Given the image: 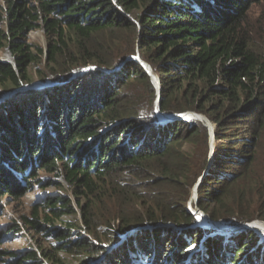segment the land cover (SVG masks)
<instances>
[{"label":"trees","instance_id":"obj_1","mask_svg":"<svg viewBox=\"0 0 264 264\" xmlns=\"http://www.w3.org/2000/svg\"><path fill=\"white\" fill-rule=\"evenodd\" d=\"M263 1H0V49L11 58L0 59L2 91L31 83V67L53 84L0 93V207L41 172L82 196L81 225H56L77 211L64 195L44 196L23 224L54 237V252L28 249L8 264H61L59 251L83 264H264V234H217L188 208L201 177L192 206L216 221L264 222V27L249 18ZM36 29L45 50L28 41ZM159 94L161 113L213 124L212 162L184 148L208 144L206 122L161 120Z\"/></svg>","mask_w":264,"mask_h":264},{"label":"rangeland","instance_id":"obj_2","mask_svg":"<svg viewBox=\"0 0 264 264\" xmlns=\"http://www.w3.org/2000/svg\"><path fill=\"white\" fill-rule=\"evenodd\" d=\"M249 18L253 24L257 25V27L259 28L261 27V29L264 27V1L257 3L252 7L249 14ZM28 41L32 43L35 47L37 46L43 47L44 50L47 46V38L42 29L32 30L28 35ZM0 59L10 61L11 58L9 57V54L6 52L5 49H0ZM30 76L32 82L29 84L27 83L20 88H16L11 91H2V88L4 87H0L2 100L4 98L12 96L17 91L43 88V86H41L40 84L47 83L40 80L36 72V69L34 67H31L30 69ZM216 144L217 142L215 141L213 142V144L211 143V141H209L208 144H205L204 141L201 140L198 146L193 147L191 144H186L184 148L188 153H190L191 156H193L194 161L197 160L202 161L204 156H207L209 162H212L213 159H211L212 157L211 154L213 148L215 149ZM200 181H201V177H199L197 182L194 184L192 189V196L190 201L188 202V208L194 213L196 217L195 225L197 227H202L206 230L213 229L214 232L217 234L235 233L238 225L240 224H236V223L231 224L228 221H219V223L217 224L218 227H216L215 225L211 224L212 221L210 222L209 220L210 215L209 216L208 214L206 215L204 211L203 214L201 210L192 206L193 204L192 200L197 201L198 199L197 187ZM54 194L64 195L69 199H71L72 204L74 205L73 207L77 211V213L75 212L70 215L66 214L61 216L59 219L55 220V224L62 225L69 221L75 223L76 225H81V222L79 221V214H78L79 208L77 206V202L82 196L80 195L78 197H75L71 188L60 177H54V175L52 174L41 172L40 183L36 182L34 185H32V188L22 199L12 200L11 197H8V198H4L1 203L0 233L3 232L6 233L7 235H5L2 243L0 244V250L5 251L6 253L4 255L5 258L0 261V264H8L9 261L15 259V257L13 256L14 253H20L28 249H34L40 253L42 250H48V249L54 252V241H55L54 237L47 235L44 230L38 232L37 230L28 228L23 224L24 223L23 217L24 216L30 217L31 210H33L34 208L40 205L39 202L44 196L46 195L49 196ZM199 214H201L200 220L198 219ZM255 221H259V220H255ZM43 223H45L46 225H52L47 222H43ZM13 225H18L20 227V230L18 232L17 231L10 232ZM260 225L264 226L263 221L253 223L252 227L257 229L258 233L264 234V228ZM75 229H77L75 230V234L80 231V229H78V226ZM104 232L105 229L100 230L99 238H101L102 242L106 244V238H105L106 234ZM85 235L88 236L89 234L87 235L86 233ZM90 237L94 238L91 235ZM56 257L58 261L61 262V264H83V262L86 261V258L82 254L68 253L64 251H59ZM42 258L44 259V257Z\"/></svg>","mask_w":264,"mask_h":264},{"label":"water","instance_id":"obj_3","mask_svg":"<svg viewBox=\"0 0 264 264\" xmlns=\"http://www.w3.org/2000/svg\"><path fill=\"white\" fill-rule=\"evenodd\" d=\"M132 58H135V59H137V60H139L141 63H143V65H144V67L146 68V70L151 74V76H152V78H153V80L155 81V83H156V85H157V88H158V91H159V93H160V91H161V86H160V79H159V77L153 72V70H152V68L150 67V65L149 64H147L146 62H144V61H142L139 57H137V56H132ZM94 67H90V68H88V69H93ZM88 69H86V70H88ZM41 86H43V87H45V86H49V85H53L52 83H50V82H47V83H41L40 84ZM159 104H160V94H159V98H158V101H157V111L159 112V116L160 115H163V117H164V119L165 120H173V119H190V118H197V119H200V120H202V121H205L206 122V124L209 126V128H210V133H211V137H210V141H211V143L213 144V142L215 141V134H214V126H213V124L206 118V117H204L203 115H201V114H198V113H196V112H191V111H189V112H185V113H182V114H178V115H175V114H164V113H161L160 112V108H159ZM213 152H214V148H213V150H212V157H211V159H213ZM201 180H202V178H201ZM197 209H199L198 207H196ZM199 210H201V209H199ZM202 211V210H201ZM202 213L204 214V212L202 211ZM206 215H207V213H206ZM208 216H209V214H208ZM209 220L210 221H212L214 224H216V223H219V221L217 222L216 220H214L213 218H211L210 216H209ZM255 222H259V221H255ZM255 222H251V223H244V224H240V225H238V227H237V230L235 231V232H238V231H243V230H247V229H253V230H255L256 232H258V230L257 229H255L254 227H250L249 225H252L253 223H255ZM264 223V222H263ZM196 226V225H195ZM132 231H134V230H132ZM132 231H130V232H132ZM126 237V235H124L123 236V238H125Z\"/></svg>","mask_w":264,"mask_h":264},{"label":"bare ground","instance_id":"obj_4","mask_svg":"<svg viewBox=\"0 0 264 264\" xmlns=\"http://www.w3.org/2000/svg\"><path fill=\"white\" fill-rule=\"evenodd\" d=\"M160 119L163 120V121L165 120L164 117L161 116V115H160ZM210 222H211V221H210ZM211 224H212V225H215L216 227H218V226H217L218 223L214 224L213 222H211ZM250 227H252V225H251Z\"/></svg>","mask_w":264,"mask_h":264}]
</instances>
